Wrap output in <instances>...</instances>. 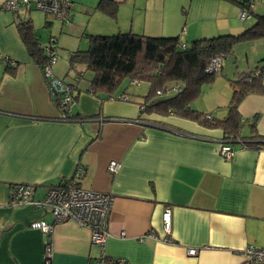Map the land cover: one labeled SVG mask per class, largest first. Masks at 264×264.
I'll list each match as a JSON object with an SVG mask.
<instances>
[{
  "label": "crops",
  "instance_id": "crops-1",
  "mask_svg": "<svg viewBox=\"0 0 264 264\" xmlns=\"http://www.w3.org/2000/svg\"><path fill=\"white\" fill-rule=\"evenodd\" d=\"M4 1L0 56L17 66L12 76L0 65V264H43L48 243L50 264L115 259L126 264H249L243 249L264 246V93L248 95L237 110L244 122L240 135L251 137L253 123L259 148L234 146L228 160L218 154L224 143L222 129L185 117L140 112L137 101L147 85L138 81L122 88L130 96L123 102L91 96V78L83 77L73 90L70 110L81 120H61L15 19L31 21L40 45L57 55L52 74L71 81L70 54L87 49L89 35L131 32L180 37L186 44L239 35L253 25L255 15H264V0H254L252 22L246 27L233 0H114L115 20L95 9L99 0H72L73 11L63 22L45 14L31 17L33 10L6 11L1 8ZM242 45L246 70L223 78L228 92L221 101L199 109L197 98L191 110L212 119L226 116L232 95L229 81L264 66V39ZM110 162L120 165L115 174L107 170ZM73 177L83 189L114 197L103 246L92 245L90 231L74 221L55 224L50 235L31 229L36 221L52 223L49 211L10 202L11 186H33L39 199L48 187ZM167 210L168 235L162 225ZM190 249L197 251L195 256L188 255Z\"/></svg>",
  "mask_w": 264,
  "mask_h": 264
},
{
  "label": "trees",
  "instance_id": "trees-1",
  "mask_svg": "<svg viewBox=\"0 0 264 264\" xmlns=\"http://www.w3.org/2000/svg\"><path fill=\"white\" fill-rule=\"evenodd\" d=\"M233 1L238 7H243L236 0ZM95 9L113 20L117 18L118 4L114 0H99ZM255 18L253 25L239 35L200 38L187 44L180 37H151L131 32L89 35L87 49L70 54L68 77H72V80L67 79L66 83L74 85L73 90H77L83 77L90 75L87 92L91 96L126 102L130 101V97L123 93V84L130 81L145 83L146 94L137 101L142 106L139 107L140 112L146 115L180 116L207 128H220L224 132V143L241 146L242 149H257L258 140L254 139L259 137L253 123L249 126L250 134H253L251 137L240 135L244 122L237 110L248 95L264 93V66L243 74L240 79L229 81L232 95L223 119L207 118L190 109V105L200 96L202 87L213 84L221 75L222 68L212 73L205 71L212 58L219 56L226 59L236 46L264 39V15H255ZM15 23L30 59L43 72L50 63V56L40 45L31 21L16 18ZM16 66L17 63L5 65L4 72L13 76ZM173 88L176 91L172 94ZM167 91L172 95L161 99L160 96ZM72 99L74 103V97ZM52 101L59 108L58 101L55 98ZM71 108L72 105L69 112L67 109L63 111L65 119L81 120L70 113Z\"/></svg>",
  "mask_w": 264,
  "mask_h": 264
},
{
  "label": "built area",
  "instance_id": "built-area-1",
  "mask_svg": "<svg viewBox=\"0 0 264 264\" xmlns=\"http://www.w3.org/2000/svg\"><path fill=\"white\" fill-rule=\"evenodd\" d=\"M240 6L238 19L244 23L252 20V4L254 0H236ZM1 8L9 12H18L20 9L35 10L50 16L58 21L69 19L73 11L72 0H5ZM46 54L50 56V63L42 72L46 86L51 98H55L59 103L60 119L66 120L63 111L71 107L73 98V86L66 83L63 79L56 78L51 72V66L57 60V55L50 47L45 48ZM225 59V58H223ZM223 59L219 56L210 60L206 72L212 73L222 68ZM0 65L13 66L14 62L6 56H0ZM174 92L176 91L173 88ZM172 90V91H173ZM113 99V98H112ZM119 100V99H113ZM210 118V116H207ZM234 147L228 143H223L218 154L223 159H231L234 155ZM120 165L110 162L107 170L115 174ZM36 188L26 185H14L10 188L9 198L11 204L28 205L36 209L48 210L52 215V223L36 221L30 224V228L40 230L48 235L51 234L55 224L66 221H74L78 226L86 228L91 233V244L103 246L109 235L108 225L110 214L113 207L114 197L111 194L94 192L83 189L76 177L69 181L60 182L48 187L39 199H35ZM163 231L168 235L171 227V216L169 210L162 215ZM124 234H122V237ZM172 244V240L164 241ZM189 256H195L197 251L190 249L187 251ZM243 257L249 264H264V246H247L242 251ZM51 253L49 243L46 246L45 260L43 264H50ZM95 264H126L122 259L104 262L100 260Z\"/></svg>",
  "mask_w": 264,
  "mask_h": 264
},
{
  "label": "rangeland",
  "instance_id": "rangeland-1",
  "mask_svg": "<svg viewBox=\"0 0 264 264\" xmlns=\"http://www.w3.org/2000/svg\"><path fill=\"white\" fill-rule=\"evenodd\" d=\"M35 15H40V16H44V14L42 12L39 11H31L30 12V16L33 17ZM251 20L244 22V26H248L251 24ZM123 33V32H122ZM242 45V44H240ZM236 46L233 50V53L230 54V56L227 59H223V69L222 72L224 75L226 76H217V78L215 79V81L217 82V84L215 83V85H204L201 89V94L197 99V103H195V105L200 109V107L204 108L207 105L206 109H209L212 105H214L215 99L217 102L221 101L223 98V92H228L227 90V85L224 81V77L225 78H230V72L235 73L237 72V75L240 74L241 71L246 70V65L243 64V59L245 61V57L244 55L246 54V52L243 50V47H246L247 45H242V46ZM249 46V45H248ZM249 62L251 63V61L249 60ZM221 72V74H222ZM71 73V72H70ZM88 74V73H87ZM90 75H86L85 79H89ZM238 77V76H236ZM223 79V80H222ZM127 82L125 84H123V87H127ZM222 84V85H221ZM214 92H217L219 95L217 94H213ZM170 93V91H167L166 93H164L162 96H160L161 99H167L168 97H170L172 94H167ZM146 92L143 94L145 95ZM127 95V94H126ZM127 97H130L129 95H127ZM142 97V96H140ZM201 98H204L200 101ZM141 99V98H140ZM121 101V100H120ZM123 102H126L125 100ZM200 106V107H199ZM142 107V106H139ZM208 111V110H207Z\"/></svg>",
  "mask_w": 264,
  "mask_h": 264
},
{
  "label": "water",
  "instance_id": "water-1",
  "mask_svg": "<svg viewBox=\"0 0 264 264\" xmlns=\"http://www.w3.org/2000/svg\"><path fill=\"white\" fill-rule=\"evenodd\" d=\"M157 100H155V102H156Z\"/></svg>",
  "mask_w": 264,
  "mask_h": 264
}]
</instances>
